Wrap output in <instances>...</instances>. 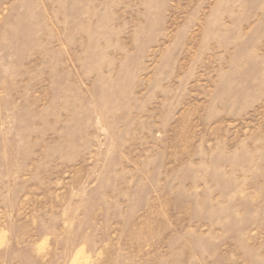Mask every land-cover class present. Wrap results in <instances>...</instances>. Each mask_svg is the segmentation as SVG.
<instances>
[{"label": "rangeland", "instance_id": "rangeland-1", "mask_svg": "<svg viewBox=\"0 0 264 264\" xmlns=\"http://www.w3.org/2000/svg\"><path fill=\"white\" fill-rule=\"evenodd\" d=\"M0 264H264V0H0Z\"/></svg>", "mask_w": 264, "mask_h": 264}]
</instances>
